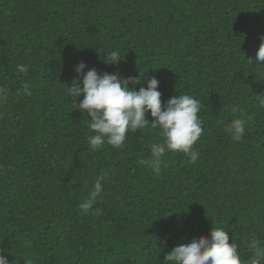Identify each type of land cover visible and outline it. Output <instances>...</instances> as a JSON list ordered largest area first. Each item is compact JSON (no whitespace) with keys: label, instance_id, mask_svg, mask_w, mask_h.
Returning <instances> with one entry per match:
<instances>
[{"label":"trees","instance_id":"obj_1","mask_svg":"<svg viewBox=\"0 0 264 264\" xmlns=\"http://www.w3.org/2000/svg\"><path fill=\"white\" fill-rule=\"evenodd\" d=\"M261 37L264 0H0V255L168 264V252L213 226L247 260L249 241L264 243V64L247 60ZM111 50L116 65L104 62ZM80 62L84 72L143 76L137 91L155 76L162 106L178 94L199 99L197 161L166 151L159 175L140 164L163 139L151 127L120 149L92 150L88 117L73 105L83 96L67 94ZM25 83L31 95L18 94ZM241 113L248 123L235 142L226 127ZM100 176L103 191L83 215Z\"/></svg>","mask_w":264,"mask_h":264},{"label":"clouds","instance_id":"obj_2","mask_svg":"<svg viewBox=\"0 0 264 264\" xmlns=\"http://www.w3.org/2000/svg\"><path fill=\"white\" fill-rule=\"evenodd\" d=\"M108 58L109 62H104L112 65L122 60L117 50H111ZM247 60L250 64H264V37H261L254 60ZM85 67L83 62L75 66L78 79L67 87V94L73 100L83 96L79 103L73 105L88 117V127L94 133L88 136V146L92 150L98 151L105 144L120 149L129 133L151 127L158 128L163 139L150 145L151 158L139 161L140 164L150 166L154 174L159 175L163 163L161 158L166 151L184 153L190 162L197 161L199 153L193 149V145L204 131L198 116L202 107L199 99L189 94H178L162 106L161 93L157 90L159 81L155 76L147 78V87H140L137 91L135 86L142 82L143 76L123 78L116 73L100 74L95 68L84 72ZM16 70L27 73L28 68L18 64ZM129 83L133 85L132 88L128 86ZM18 94L31 95L30 85L25 83ZM5 99L6 89L0 87V102ZM260 105L264 107V99L260 100ZM146 113L153 118L151 122L146 119ZM240 116L226 127L235 142L242 140L248 123L244 113ZM103 179V176L97 178L88 198L80 203L81 214L87 215L93 208L96 198L103 191ZM247 247L251 255L245 260L238 244L233 239L229 243L226 227L212 226L208 237L201 235L187 244L177 245L163 260L168 264H264V243L252 239ZM0 264H10L7 256L0 255Z\"/></svg>","mask_w":264,"mask_h":264}]
</instances>
